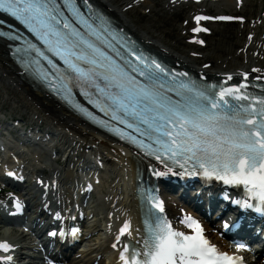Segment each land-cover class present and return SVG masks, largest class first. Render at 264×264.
<instances>
[{"label": "snow or ice", "instance_id": "6c2138e0", "mask_svg": "<svg viewBox=\"0 0 264 264\" xmlns=\"http://www.w3.org/2000/svg\"><path fill=\"white\" fill-rule=\"evenodd\" d=\"M65 3H69V0H65ZM74 11L91 33L100 39L99 34L92 29L79 10ZM0 12L15 18L32 32L47 47L48 52L63 60L82 85H90L101 95H107L115 110L108 106L101 107L97 101L96 106L101 111L136 131L140 129L124 117H133L148 124L149 128L157 133L154 143L159 147L145 145L143 141H138L128 133L127 139L131 142L145 147L148 154L154 155L158 160L163 154L181 168L191 163V171L185 169L188 174L200 168L204 176H214L226 184L243 185L253 199L264 205V95L255 97L246 92L237 94L241 88L247 89L246 84L221 88L214 96L181 83L180 88L183 92H179L178 95H182L185 102L171 103L159 91L165 87L162 75H168L160 64L155 61L147 63L142 57L137 56L139 65L133 67L131 72H126L114 64L101 49L84 39L75 25L59 11L56 0H0ZM210 19L227 21L234 18L195 17L197 24ZM193 31L207 32L208 29L196 27ZM2 35L5 33L0 32V36ZM198 42L204 43L202 40ZM81 45L90 51H85ZM16 51L19 52L21 49L18 48ZM25 51L33 52L36 57L47 60L53 68L57 67L36 45L29 44ZM33 62L39 64V59ZM81 62L91 67H81ZM132 73L143 77V82L138 81ZM65 78L61 76V79ZM101 82L104 83V87H101ZM113 88L119 91L106 92V89ZM84 94L89 95L87 91ZM232 101L247 103L233 104ZM148 103L155 107L149 109ZM148 111L154 115H146ZM116 131L122 138L125 136L122 129ZM144 134L141 132V135ZM147 200L153 209L160 213L164 212L163 201L154 196H148ZM245 206L251 207L247 203ZM257 211H264V207L257 208ZM183 223L191 229V233L179 231L164 217L156 216L153 224L148 227L147 238L143 241V251L125 247L124 252L127 255L121 256L123 264H242L243 257L230 256L212 244L197 220L188 216ZM129 228L130 225H125L122 234ZM239 247L244 248L243 245ZM0 249L9 251L10 245L0 244ZM7 259L10 261L12 258Z\"/></svg>", "mask_w": 264, "mask_h": 264}, {"label": "rangeland", "instance_id": "374dc122", "mask_svg": "<svg viewBox=\"0 0 264 264\" xmlns=\"http://www.w3.org/2000/svg\"><path fill=\"white\" fill-rule=\"evenodd\" d=\"M112 1L117 7L123 5V0ZM244 3L243 6L238 8V11L242 12L245 17L250 19V21L251 19L259 21V18H263L264 0H245ZM178 9L179 5L176 3L170 4L169 0H146L144 4L127 8L124 11L123 18L128 20L129 24L139 32L142 33L143 30H146V33L151 32L156 36V40H158L160 44L165 46L170 45L171 50H176H170L175 55L197 59V65L205 60H209L210 57H214L218 64H226L227 60H233V54L238 53L242 49L240 45L235 44L236 37H232V32L238 31L241 24L236 22L212 24L216 27V31H212V33L209 34H203L199 37L198 41L202 40L204 42L201 44L198 41H191V39H189L191 34L185 33L186 36L183 35L184 29L180 27L184 25L187 20H190V12ZM249 22L247 23L248 26L246 25L247 27L252 26V22L250 24ZM244 33L245 32H243V35ZM242 38L245 39V36ZM197 53L203 56L194 58ZM242 61L243 60L241 59L239 62ZM8 89H10V87L0 82V114H4V110H6L7 113L17 116H23L24 113H26L30 117H34L33 106L26 102L21 94L17 92L15 94ZM39 150L40 149L38 148H23V155L29 160L30 154L32 152L39 153ZM50 165H53V161L50 160L49 156L46 154V157L42 158L41 168H48ZM121 182L122 181H119L115 186H112L107 182H102L99 191L92 195L91 207L96 214L90 222H95L96 224L94 229V240L89 244L90 247L101 246L103 243L105 235L101 230L103 217L102 211L104 207L106 208L107 206L103 199L109 198V192L119 188Z\"/></svg>", "mask_w": 264, "mask_h": 264}, {"label": "bare ground", "instance_id": "6f19581e", "mask_svg": "<svg viewBox=\"0 0 264 264\" xmlns=\"http://www.w3.org/2000/svg\"><path fill=\"white\" fill-rule=\"evenodd\" d=\"M94 1L98 3L100 6H102L103 8H105L108 12L112 13L118 20H120L123 26H126L129 30H131L135 34L137 33L144 42H146L149 46L156 49L164 57H170L176 61H180L182 64L186 66H192L200 70L205 68L204 71H206L208 74L209 73H221L223 71L234 73L235 71L244 72L245 70H250V73H253L252 75H257L260 77L264 76V31L262 29L256 30V28L259 27V25L257 24H253L251 27H247L246 24L241 25L238 31L232 32V37L233 38L236 37L235 44L240 45L242 48L238 53L233 54V60H227L226 64H218L214 57H210L209 60H205L201 62L200 64H198L200 67H196L197 59H192V58L190 59V57L187 58L182 55H175L171 51H176V50H171L170 45L165 46L163 44H160L158 40H156L157 39L156 36L153 35V33L151 32L146 33V30H143L142 33L139 32L136 28H134L132 25L129 24L128 20L123 18L124 10L128 6L136 5V4H143L145 0H123L122 2L123 5L122 6L118 5L119 7L115 6L112 0H94ZM170 1H177V0H170ZM200 2L201 1L187 2V5H185V7L182 10L190 11L192 17L196 15H200V14H209V15H212L213 18L224 16V15H228L230 17L236 18L233 12L229 14L226 12L227 10L228 11L238 10V7L236 5L237 4L242 5L244 3V0H238V1L218 0L217 1L218 4H216L214 8L211 5L210 6L202 5V3ZM207 11H210L211 13H208ZM213 20H216V19H213ZM188 26H189V21L185 23L184 25H182L180 28L188 30ZM263 26L264 24H262V27ZM192 27H195V28L201 27V25L196 23V25H192ZM202 27L207 28L208 31H216L215 26L202 25ZM188 31L192 34L191 30H188ZM243 32H245L244 35H243ZM243 36H245V39L242 38ZM192 38L197 39L196 36H192ZM197 56H203V55L197 53ZM241 59L243 61L239 62ZM0 64L4 65L3 66L4 71L1 75L3 77H5V75L10 76L11 77L9 80L10 82H13L19 88L26 89V92L30 95L31 99H34L35 101L40 103L39 105L41 106L42 109L51 113L58 121L69 123L73 125L74 128L77 127L75 123H78V120L77 118H75L73 114L71 113L69 114L67 110H65L63 107L58 105L56 102H54L51 98H49L43 92L39 91L38 89H34L32 86H30L29 83L27 84L26 81L25 82L22 81L17 71H16L17 76L13 77L14 75L13 68H15V66L13 65V62L8 57V50L6 47V42L1 38H0ZM218 66L222 68H219ZM8 90L16 94V91L14 89L10 88ZM77 131L83 134L85 138L86 137L88 138V136L91 135V133H83V131L79 129ZM94 139L96 138H93V139L89 138L88 143L92 142ZM115 154L116 156L120 158L119 153H115ZM120 161H123V159L120 158ZM122 164L124 165V163ZM123 169H124V166H123ZM119 181L120 179H118V182ZM124 183L126 185V181H124ZM126 202H127V208L131 214V212L137 207L136 199L133 196L130 198V195L128 194V198H126ZM169 204L170 206H172L171 202H169ZM121 220L122 218L118 219V224ZM105 250L106 252L109 253L110 256L117 255L112 252V250L109 248L108 243H107ZM92 258L94 259V256ZM87 259L91 260V257L87 256ZM81 261L82 260L80 259L75 262H71L70 264H82L80 263ZM257 264H264V263L258 262Z\"/></svg>", "mask_w": 264, "mask_h": 264}]
</instances>
